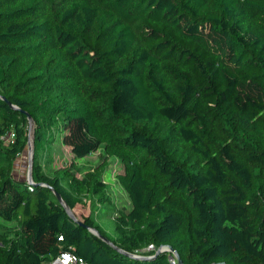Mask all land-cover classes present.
Here are the masks:
<instances>
[{"label":"trees","instance_id":"1","mask_svg":"<svg viewBox=\"0 0 264 264\" xmlns=\"http://www.w3.org/2000/svg\"><path fill=\"white\" fill-rule=\"evenodd\" d=\"M58 140L101 164L45 174ZM111 159L131 203L116 238ZM170 247L264 264V0H0V264H179Z\"/></svg>","mask_w":264,"mask_h":264},{"label":"rangeland","instance_id":"2","mask_svg":"<svg viewBox=\"0 0 264 264\" xmlns=\"http://www.w3.org/2000/svg\"><path fill=\"white\" fill-rule=\"evenodd\" d=\"M32 142L33 132L31 131L27 147L23 154L18 158L15 168V174L24 180H28L30 174V148H32ZM38 158L43 166L44 173L49 176H54L55 172H59L64 169H68L71 172L74 170L73 167H78L80 169H90L99 166L102 162L101 152L91 154L83 159H75L71 153V148L64 146L59 140L52 143V145L47 147L45 150H43L42 147H39ZM122 171L123 170L119 162L115 161L114 159L109 160V165L106 168V175L108 182L110 183L109 194L112 197V201L114 202V212L108 214V216H110L109 218L98 221L108 236L113 238L117 237L114 229V216L116 214V209H131V203L126 192L114 179L115 175L117 173H122ZM91 212L92 207L90 206V202H88L86 206L81 204L77 205V207L72 211V215L77 219H82L89 216ZM99 214L101 215V213Z\"/></svg>","mask_w":264,"mask_h":264},{"label":"built area","instance_id":"3","mask_svg":"<svg viewBox=\"0 0 264 264\" xmlns=\"http://www.w3.org/2000/svg\"><path fill=\"white\" fill-rule=\"evenodd\" d=\"M14 134H9L6 137H3L1 140L5 142H10L13 140ZM148 251L154 250L153 246H149ZM50 264H87L86 261L81 258L80 256L76 255L75 253L72 252H62L60 253L56 258H54ZM172 264H175L173 261Z\"/></svg>","mask_w":264,"mask_h":264},{"label":"water","instance_id":"4","mask_svg":"<svg viewBox=\"0 0 264 264\" xmlns=\"http://www.w3.org/2000/svg\"><path fill=\"white\" fill-rule=\"evenodd\" d=\"M28 119H29V123H30V125L32 126L33 125V120H32V118L28 115ZM32 145H33V142H32ZM31 145V147L32 148H30V152H31V162H30V174H29V178H28V182H32V169H33V161H34V151H33V149H34V147ZM55 193V192H54ZM56 194V197H57V199L59 200V202H61L63 205H64V207H65V209H66V211H67V213L71 216V217H74L73 215H72V211L69 209V207H67L66 205H65V202L63 201V199H62V197L60 196V194H58V193H55ZM92 232L93 233H95V234H97L98 235V233L95 231V230H92ZM118 249V248H117ZM168 249V251L173 255V257H175L176 259H177V261L179 262V264H183V262H182V260L180 259V257H179V254L177 253V251L176 250H174L173 248H167ZM120 250V249H119ZM166 250V249H165ZM165 250H163V251H165ZM121 252H123V253H125L124 251H122V250H120ZM160 253H162V250H158L157 252H156V254H155V256H158ZM125 254H127V253H125ZM135 258H138L139 256H134ZM222 264H225V263H222Z\"/></svg>","mask_w":264,"mask_h":264}]
</instances>
